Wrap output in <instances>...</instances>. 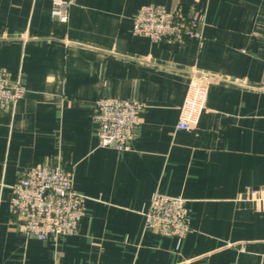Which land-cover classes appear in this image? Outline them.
Segmentation results:
<instances>
[{
  "label": "crops",
  "instance_id": "1",
  "mask_svg": "<svg viewBox=\"0 0 264 264\" xmlns=\"http://www.w3.org/2000/svg\"><path fill=\"white\" fill-rule=\"evenodd\" d=\"M198 13V37L133 35L145 4ZM0 0V67L23 94L0 109V264H264V0ZM196 125L175 127L189 78ZM136 99L127 150L98 145V97ZM85 196L76 233L39 240L9 213L11 184L56 164ZM257 190V193L252 191ZM186 199L184 238L144 227L153 192Z\"/></svg>",
  "mask_w": 264,
  "mask_h": 264
},
{
  "label": "built area",
  "instance_id": "2",
  "mask_svg": "<svg viewBox=\"0 0 264 264\" xmlns=\"http://www.w3.org/2000/svg\"><path fill=\"white\" fill-rule=\"evenodd\" d=\"M74 0H51L50 14L67 20L68 8ZM198 13L184 15L180 8L161 4L140 6L132 17L131 32L152 41L181 44L198 37ZM19 79H11L0 67V109L13 104L23 94ZM208 94L206 78L191 76L184 99L178 109L177 129L196 125L205 109ZM143 104L130 98L102 96L94 102L93 133L98 145L116 150H127L138 128ZM9 213L18 217L21 233L39 240H56L76 233L84 214L85 196L73 188L70 171L56 164L30 167L10 186ZM257 190L252 193H257ZM144 227L178 240L189 230L186 199L155 191L143 213Z\"/></svg>",
  "mask_w": 264,
  "mask_h": 264
}]
</instances>
